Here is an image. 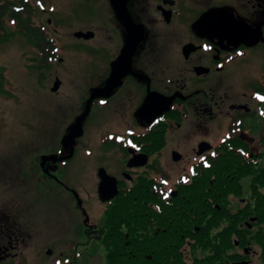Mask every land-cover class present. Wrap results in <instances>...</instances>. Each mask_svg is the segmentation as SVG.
I'll list each match as a JSON object with an SVG mask.
<instances>
[{
  "label": "flooded vegetation",
  "instance_id": "flooded-vegetation-1",
  "mask_svg": "<svg viewBox=\"0 0 264 264\" xmlns=\"http://www.w3.org/2000/svg\"><path fill=\"white\" fill-rule=\"evenodd\" d=\"M13 57L46 101L0 155V264H264V0H0V97Z\"/></svg>",
  "mask_w": 264,
  "mask_h": 264
},
{
  "label": "rangeland",
  "instance_id": "rangeland-1",
  "mask_svg": "<svg viewBox=\"0 0 264 264\" xmlns=\"http://www.w3.org/2000/svg\"><path fill=\"white\" fill-rule=\"evenodd\" d=\"M4 60L6 59L4 58ZM11 60L14 61L13 64H11L14 69L7 74L6 77L9 78V80L7 79L6 81H8L9 84H4L5 95L0 97V155L4 154V152L23 149L21 146L24 145L22 141L25 139L26 134L30 132L26 119L32 116V108L36 102H39L40 99H42L41 101L43 102L46 101L44 96L39 98V93L36 97V92L32 87L31 77L26 75L27 72L24 68L18 66L17 59L13 57L9 61ZM11 85H13L16 90L13 89ZM13 95L15 96L13 97ZM2 104H5L3 109ZM87 201L91 217L86 219L85 225L95 224L97 226L103 222L105 216L104 209L98 198L94 196L89 197ZM1 207L4 208V206ZM91 244L92 245H89L87 249H84L85 252H88V259L94 264H104L106 250L103 245L101 243Z\"/></svg>",
  "mask_w": 264,
  "mask_h": 264
},
{
  "label": "water",
  "instance_id": "water-1",
  "mask_svg": "<svg viewBox=\"0 0 264 264\" xmlns=\"http://www.w3.org/2000/svg\"><path fill=\"white\" fill-rule=\"evenodd\" d=\"M54 87H55L54 91L57 92L58 89L60 88V82H57ZM93 98H95V97L93 96ZM89 105H90V103H89ZM107 178H103V182L100 185V187H101L100 188V198L102 199V201L104 203H107L108 201L113 200L116 197V195H117V191L115 190V188L114 189L112 188L111 190L107 189L109 187V186H107V184H108L107 183ZM112 190H114V192H112ZM49 254H50V252H49Z\"/></svg>",
  "mask_w": 264,
  "mask_h": 264
},
{
  "label": "trees",
  "instance_id": "trees-1",
  "mask_svg": "<svg viewBox=\"0 0 264 264\" xmlns=\"http://www.w3.org/2000/svg\"><path fill=\"white\" fill-rule=\"evenodd\" d=\"M141 199H142V197H139V196H136V197L130 196V197L120 199L119 203H117L115 205H117V206H119V205L130 206L131 204H139V203H142ZM107 264H115V263L112 261V258L110 257ZM119 264H126V262L122 261V263H119Z\"/></svg>",
  "mask_w": 264,
  "mask_h": 264
}]
</instances>
